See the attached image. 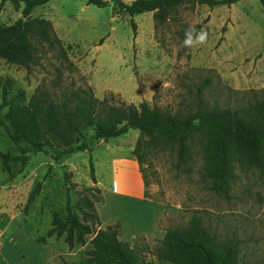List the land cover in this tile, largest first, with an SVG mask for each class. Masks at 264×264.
<instances>
[{
  "label": "rangeland",
  "instance_id": "374dc122",
  "mask_svg": "<svg viewBox=\"0 0 264 264\" xmlns=\"http://www.w3.org/2000/svg\"><path fill=\"white\" fill-rule=\"evenodd\" d=\"M114 8L113 2L98 7L86 0H51L35 8L33 16L53 22L67 55L59 49L50 51L30 71L0 58V105L4 89L12 104H28L38 89L59 99L90 85L100 99L108 96L117 104L121 100L136 105L146 100L176 112L189 107L197 85L206 79L210 84L205 96L221 104L235 105L245 100V95L249 99L250 91L264 89V7L259 0L216 7L185 4L159 28H155L154 19L151 28L150 12L131 17L116 14ZM22 9L6 2L0 12V26L13 24ZM132 19L138 25L136 35ZM190 26L193 44L185 47V30ZM201 30L207 34L203 43L196 39ZM97 89L104 91L97 93ZM139 136V130L131 129L108 141L97 140L93 129L85 128L77 140L87 143L86 150L56 158L64 146L52 141L45 151L30 152L28 165L19 174L20 165L15 160L4 161L0 156V264L86 263L85 252L91 248L93 235L88 236L86 245L73 249L64 237L54 235L46 243L38 237L46 236L54 213L66 218L69 207L78 212L75 205L79 196L95 186L92 163L96 185L102 190L103 199L96 203L101 222H120L124 241H129L125 237L137 227L141 215L151 222L142 204L112 192L117 188L115 181L134 182L127 160L135 157ZM193 149L192 160L182 168L176 166V154L168 150L140 166L148 182L149 198L170 209L160 227L166 230L184 225L197 215L220 235L242 240L246 264H264V172L237 168L230 197L226 198L210 189L203 177L200 146L196 143ZM0 152L20 154L1 124ZM39 182L41 192L28 205ZM137 238L139 244L148 242L151 246L146 252L149 263L169 264L154 254L157 238Z\"/></svg>",
  "mask_w": 264,
  "mask_h": 264
},
{
  "label": "trees",
  "instance_id": "16d2710c",
  "mask_svg": "<svg viewBox=\"0 0 264 264\" xmlns=\"http://www.w3.org/2000/svg\"><path fill=\"white\" fill-rule=\"evenodd\" d=\"M51 0H2L0 12L6 2L23 6L22 15L13 24L0 26V58L7 63L23 66L29 71L42 63L48 52L59 49L67 55L62 39L51 20L35 17V8ZM240 0H86L88 4L106 7L114 3L115 13L131 17L153 12L155 28L168 23L177 9L185 4L216 7L233 5ZM264 7V0H259ZM135 35L138 25L131 20ZM210 84L206 79L197 89L187 109L165 111L144 100L140 104L118 101L112 97L98 98L88 85L71 95L56 99L49 91L38 89L28 104L13 103L4 89L0 105V124L18 147L17 156L0 152L4 161L15 160L23 172L29 162V153L42 152L52 141L64 146L56 158L86 150L87 143H78L85 128H92L94 138L108 141L131 129L140 131L133 150L139 165L150 162L161 151L177 156L176 166L182 168L193 158L194 145L200 146L203 156V177L210 189L226 198L230 197L236 178V169L264 172V89L252 90L251 97L237 104H221L205 96ZM248 99V100H247ZM9 106V111L3 109ZM94 187L79 196L74 212L69 207L66 218L56 212L52 227L38 240L46 243L56 235L64 237L70 249L86 245L88 236L91 248L85 264H154L149 263L146 252L150 244H139L120 238V222L101 227L96 203L102 201V190L96 184L94 164H91ZM14 176V175H13ZM13 176H11L13 178ZM146 187L148 182L145 180ZM39 182L29 196L28 205L40 194ZM145 196L149 198L148 191ZM154 254L169 264H246L242 256V240L236 236H222L205 221L194 215L184 225L166 229L163 239H157ZM66 264H74L66 262Z\"/></svg>",
  "mask_w": 264,
  "mask_h": 264
},
{
  "label": "crops",
  "instance_id": "0c3cea01",
  "mask_svg": "<svg viewBox=\"0 0 264 264\" xmlns=\"http://www.w3.org/2000/svg\"><path fill=\"white\" fill-rule=\"evenodd\" d=\"M149 13V12H146ZM148 19L151 22V28L153 27V12H150L148 15ZM103 85H105L103 83ZM100 83V86H103ZM107 87H109L107 85ZM103 89V88H102ZM111 88L109 87V89ZM97 93L101 91L100 93H103L102 90H96ZM121 92V91H120ZM127 164L131 170V173L134 176V182L132 184L130 183H119V181H115V184L117 185V188H114L112 190L113 194L116 196L130 200L132 203H139L144 206V208L148 209V215H151V222H148V218L142 215L140 218L136 220L137 227H135L133 230L128 232V237H125L126 240L133 241L135 238L139 236H146L148 240H154V239H163L166 235V230L164 228L160 227V224L167 212H169L170 209L168 205L154 201L150 198H147L145 196L146 186H145V180L142 175V172L140 170L139 162L137 161L136 157L131 156V159L127 160ZM119 170V169H118ZM113 221H108L107 223L101 222V227L106 228L109 225L114 224ZM124 234V233H123ZM2 247V243L0 242Z\"/></svg>",
  "mask_w": 264,
  "mask_h": 264
},
{
  "label": "clouds",
  "instance_id": "9594fccd",
  "mask_svg": "<svg viewBox=\"0 0 264 264\" xmlns=\"http://www.w3.org/2000/svg\"><path fill=\"white\" fill-rule=\"evenodd\" d=\"M191 33H192V28L190 26L189 29H186L185 30V40H184L185 47H191L192 44H193V40H192V37H191ZM196 39L199 42L203 43L207 39V34L205 32H203V30H201L200 32H198L196 34Z\"/></svg>",
  "mask_w": 264,
  "mask_h": 264
},
{
  "label": "built area",
  "instance_id": "2783aa9c",
  "mask_svg": "<svg viewBox=\"0 0 264 264\" xmlns=\"http://www.w3.org/2000/svg\"><path fill=\"white\" fill-rule=\"evenodd\" d=\"M0 246H1V244H0Z\"/></svg>",
  "mask_w": 264,
  "mask_h": 264
}]
</instances>
